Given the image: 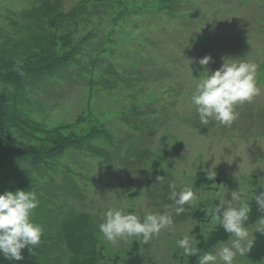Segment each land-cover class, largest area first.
<instances>
[{
	"label": "rangeland",
	"instance_id": "1",
	"mask_svg": "<svg viewBox=\"0 0 264 264\" xmlns=\"http://www.w3.org/2000/svg\"><path fill=\"white\" fill-rule=\"evenodd\" d=\"M117 1L0 0V51L7 58L35 64L73 46L84 50L82 64L14 91L9 104L17 125L7 144L50 148L58 138L98 129L94 138L83 140L85 147L71 146L47 162L6 158L2 166L0 194L37 193L40 204L32 219L48 238L39 248L41 264H127L135 242L145 264H188L176 242L195 235L197 226L208 237L219 225L206 211L219 203L216 193L230 200V192L242 187L251 198L253 187L264 184V0H214V10L196 3L186 14L195 13L198 21L220 10L231 14L214 18L215 26L201 29L214 35L187 48L182 21L140 16L116 19L115 27L112 19L123 8ZM123 1L132 10L138 9L136 2H152ZM257 10L263 22L258 40L251 29L233 28L245 26ZM208 55L212 71L223 57L258 65L260 93L236 107L231 126L214 120L201 124L190 102L198 78L206 75L199 59ZM11 86L0 81V90ZM212 166L215 184L196 187L197 173ZM172 182L177 190L191 187L199 197L180 215L172 207ZM109 208L141 218L147 212L170 213L174 227L148 243L133 237L112 245L99 231ZM263 227L260 220L248 226L250 239ZM235 264H264V259L238 256Z\"/></svg>",
	"mask_w": 264,
	"mask_h": 264
},
{
	"label": "clouds",
	"instance_id": "2",
	"mask_svg": "<svg viewBox=\"0 0 264 264\" xmlns=\"http://www.w3.org/2000/svg\"><path fill=\"white\" fill-rule=\"evenodd\" d=\"M219 69L209 68L213 57L208 55L199 59L205 76L198 78V83L191 95V104L199 115L200 123L208 125L214 120L221 125L231 126L238 118L236 107L250 102L260 93L257 84L258 65L246 58L223 57ZM225 160H227L225 158ZM214 165V164H213ZM207 179L215 181L216 171L208 170ZM162 177L158 178V181ZM215 184V183H213ZM264 187V184L261 185ZM255 187V186H254ZM253 187V188H254ZM172 207L176 215L185 212V206H191L198 200V195L191 187L177 190L175 182L169 184ZM218 204L206 209L208 215L223 226L230 234L227 242H220L215 251L201 253L194 234H185L176 245L185 257H199V264H235L238 256L243 257L252 249L254 241L246 222L252 211L250 202L255 200L261 212H264V191L254 193L249 198L248 190L239 187L230 192L231 199H226L222 192L216 193ZM40 201L35 191L17 190L0 194V253L11 260L22 261V250L33 252L42 243L44 229L32 219ZM99 224V231L107 243L116 245L119 241L136 238L148 243L162 230L174 227L170 213L147 212L141 218L136 212H125L123 208H109ZM264 223V217L259 219Z\"/></svg>",
	"mask_w": 264,
	"mask_h": 264
},
{
	"label": "trees",
	"instance_id": "3",
	"mask_svg": "<svg viewBox=\"0 0 264 264\" xmlns=\"http://www.w3.org/2000/svg\"><path fill=\"white\" fill-rule=\"evenodd\" d=\"M223 0H219L221 3ZM123 8L117 10L116 17H114L113 25H116V19H133L144 16L146 19H151L152 21L159 20H172V21H182L184 27L186 28L184 32V40L186 48L192 46V44H197L199 41L203 42L205 39H210L214 33L208 31L201 33V29H206L208 26H215L214 18L222 19L223 16L229 17L231 12L219 13L213 12L210 19L206 22L198 21V19H193L194 14H186L187 11L196 10V3H201L202 5H207L211 10L216 9L214 7V0H152L144 1V3H137V10H132L130 4L124 3V1H117ZM115 4V3H112ZM237 13V10L234 9ZM260 11H254L249 23L245 26L242 24H237L233 28L239 29L247 28L251 29L254 35L258 36L256 40L261 38L262 31V19H259L258 14ZM186 14V15H185ZM207 15V14H206ZM207 17V16H206ZM201 18V16H200ZM157 19V20H156ZM187 20H190L187 21ZM186 24H188L186 26ZM220 24V23H219ZM117 26V25H116ZM115 26V27H116ZM224 27V28H228ZM252 33V34H253ZM91 36V35H90ZM96 34L93 36L95 37ZM90 37L84 39L85 43L89 42ZM83 48L80 46H73L66 52L48 58L47 60L41 61L39 59L35 64H27L26 60L22 62L18 59H10L0 51V81L4 80L11 83V89L4 88L0 90V171L6 160L8 159H19L26 162H31V164H37L39 162H47L53 159L54 156H60L65 153V151L71 146L83 148L87 142L85 139H90L98 134V129H91L86 134L78 137H65L58 138L54 145L50 148L44 146L38 147L33 144H25L20 146L19 144L8 145V137L10 136V129L12 125H17L15 122L17 116L12 113L9 102H13V93L18 91V87L25 85L26 83L32 84L38 81V79L49 75H55L58 70L71 67L75 64L79 65L81 63V58L79 55L83 53ZM15 91V92H14ZM18 95V94H17ZM93 130V131H92ZM94 138V137H93ZM90 148V147H89ZM90 149H93L92 147ZM10 157V158H9ZM207 171H200L196 176L195 186L200 188L203 186L211 187L214 183L207 179ZM254 193L259 194V192L264 191V187L257 184L254 189ZM252 211L249 214V220L246 222L247 226L253 225L259 219L264 217V212H261L256 204L255 200L250 202ZM197 240V247L200 252L212 251L220 242H227L230 238V234L227 233L223 226H217L208 237L201 234L200 227L197 226L194 231ZM48 240L47 235L44 233L42 237V243L34 250L29 252L28 249L22 250L24 259L22 261H15L6 258L3 253H0V264H41L39 260V248ZM253 247L246 254V257L253 262H258L264 259V227L257 231L253 239ZM127 264H145V259L140 253L139 244L135 242L133 247L127 252V258L125 261ZM188 264H199V257L190 256Z\"/></svg>",
	"mask_w": 264,
	"mask_h": 264
}]
</instances>
